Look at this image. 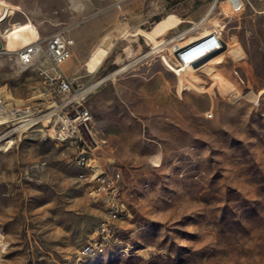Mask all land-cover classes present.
Wrapping results in <instances>:
<instances>
[{"label":"rangeland","instance_id":"1","mask_svg":"<svg viewBox=\"0 0 264 264\" xmlns=\"http://www.w3.org/2000/svg\"><path fill=\"white\" fill-rule=\"evenodd\" d=\"M7 1L31 21L15 11L21 43L73 39L60 68L86 91L68 115L89 111L90 166L115 190L94 192L76 145L1 126L0 264H264V0ZM212 29L222 49L179 76L172 47ZM49 69L0 53V91L43 107ZM111 202L114 241L82 256Z\"/></svg>","mask_w":264,"mask_h":264},{"label":"built area","instance_id":"2","mask_svg":"<svg viewBox=\"0 0 264 264\" xmlns=\"http://www.w3.org/2000/svg\"><path fill=\"white\" fill-rule=\"evenodd\" d=\"M233 3L236 4L234 10H239L244 5L243 0H235ZM15 14L17 13L6 5L0 7V53H13L17 61L22 64H29L35 58L44 56L50 65V69L40 71L41 81L48 83L49 89L45 94L46 104L40 108H37L34 104H14L8 99L9 95L5 90L0 91V127L6 126L8 128L4 137L10 136L12 133L21 134L41 126L47 132V135L56 142L76 145L78 148L75 157L76 164L89 168L92 171L91 178L100 180V184L94 192L114 191L115 189L108 181L107 176L97 174L96 170L90 166L91 158L87 156L89 147L81 132V125L89 130L88 124L91 121L89 111L85 108H75V115H68L67 106L72 105L86 91V89L77 88L60 68L61 64L71 55L74 44L73 39L58 31L26 45H19L15 49L14 47H7L8 33L13 31L15 27H19L21 23V21H14ZM209 35L207 38L202 36L192 42L199 41L194 47L201 45L205 48L206 45V47L213 48L223 43L218 29H212ZM188 45L184 46L183 49ZM186 51L178 52V55L183 64H190L191 62L186 61L183 56ZM178 63L181 64L179 58ZM2 139L4 138H0V143ZM8 142L10 141L5 143ZM108 209L105 218L96 225L94 231L81 246L80 254L82 256L91 257L101 254L105 251L106 246L114 241L115 230L112 225L118 219L120 210L114 202L109 204Z\"/></svg>","mask_w":264,"mask_h":264},{"label":"crops","instance_id":"3","mask_svg":"<svg viewBox=\"0 0 264 264\" xmlns=\"http://www.w3.org/2000/svg\"><path fill=\"white\" fill-rule=\"evenodd\" d=\"M37 1V0H36ZM47 1L48 0H45V7H43L42 9H40L41 11L42 10H47V9H57L56 7H54V6H48L47 5ZM37 3H40V2H38L37 1ZM43 3V2H42ZM43 3V4H44ZM41 4V3H40ZM15 6H17L18 7V9L17 10H22V7L21 6H19V5H17V4H14ZM31 10V9H30ZM24 11V10H23ZM33 13H35V10H31ZM53 16L52 15H49L48 17H46L47 19H50V18H52ZM29 18V17H28ZM46 18H43V19H46ZM41 21H42V19H41ZM35 22H36V25H37V29H38V26H39V21L38 20H35ZM29 23H31V21H30V19H29ZM60 32V31H59ZM209 32L210 31H206V32H204V33H202L200 36H198V37H195V38H193V39H191L190 41H188V42H186V43H177L176 44V48H181V47H183L184 45H186V44H189V43H192V42H194L195 40H197L198 38H200V37H202V36H206V35H208L209 34ZM195 44V43H194ZM194 44H192V45H194ZM191 45V46H192ZM222 49V44H219L215 49H212V51H205V50H203L202 49V47L200 48V46L199 47H195V48H193V49H191L188 53H186L185 54V59H190V60H192L193 62H192V64L191 65H188V66H177L175 69L178 71V74H179V76H186V75H188L189 73H192V71L195 69V67L198 65V64H200V62H202V61H204V60H208V58H210V56L215 52V51H217V50H221ZM228 51L229 52H233V55H234V57L235 58H237V57H240V55H239V50H238V48H237V46L236 45H233V46H229L228 48H227V54H228ZM213 59L214 58H211V59H209V61H207V62H205V63H203V65L205 64V65H207L208 67H210L211 65V61H213ZM216 62H220V59H218ZM200 67V66H199ZM192 76V75H191Z\"/></svg>","mask_w":264,"mask_h":264},{"label":"bare ground","instance_id":"4","mask_svg":"<svg viewBox=\"0 0 264 264\" xmlns=\"http://www.w3.org/2000/svg\"><path fill=\"white\" fill-rule=\"evenodd\" d=\"M229 2V1H228ZM230 4V3H229ZM2 5H6V6H8L11 10H14V12L15 11H18L19 13H21L24 17H25V22L27 21L28 23H29V18H28V16H26L23 12H22V10H17L18 9V7L17 6H15L13 3H11V2H9V1H7V0H0V7L2 6ZM231 5V4H230ZM235 6H236V4H234V6L233 5H231V7L233 8V9H235ZM21 27H22V22L20 23V25H19V27H15V29L13 30V31H11V32H9L8 33V35H7V47H14V49L17 47V46H21V45H26V44H28V43H31V42H33V41H35V40H39L40 38H42V37H37V36H34L33 37V39L31 40V41H28V42H25V43H21V40H20V36L18 35V34H16V32L17 31H19L20 29H21ZM183 35V34H182ZM210 35L208 34V35H206L205 36V38H207V37H209ZM179 37H176L175 39H178ZM16 40V41H15ZM197 42H199V41H197ZM197 42H195V44H197ZM190 44V43H189ZM192 44H194V43H192ZM192 44H190V45H188V44H186V45H188L187 47H185L184 49H183V47L184 46H186V45H184L183 47H181V48H176V47H172V48H176V51H179V53L180 52H183V51H186L187 49H188V51H186V53H188L191 49H193V48H195L194 47V45H192ZM192 45V46H191ZM200 46V48L202 47L201 45H198V46H196V47H199ZM193 47V48H192ZM216 47H209V46H207L206 47V45H205V48L204 47H202V49L203 50H205V51H212V49H215ZM186 53H184V59H185V54ZM178 58H179V60L181 61V64L179 65V66H188V65H191L192 64V60H190V59H185L186 61H188V62H191L190 64L188 63V64H183V62H182V59L179 57V55H178ZM162 59H163V57H162ZM164 60V59H163ZM226 89H228V90H230V88L228 87V88H226ZM231 89H232V87H231ZM231 94V93H230ZM8 96V95H7ZM9 97V96H8ZM0 235H1V233H0Z\"/></svg>","mask_w":264,"mask_h":264}]
</instances>
